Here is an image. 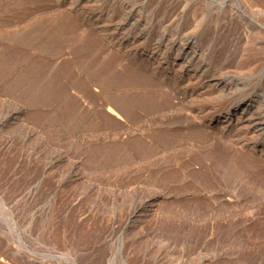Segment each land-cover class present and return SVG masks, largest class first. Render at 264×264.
Masks as SVG:
<instances>
[{"label":"rangeland","instance_id":"374dc122","mask_svg":"<svg viewBox=\"0 0 264 264\" xmlns=\"http://www.w3.org/2000/svg\"><path fill=\"white\" fill-rule=\"evenodd\" d=\"M258 3L0 0V264H264ZM214 71L254 119L214 121Z\"/></svg>","mask_w":264,"mask_h":264},{"label":"bare ground","instance_id":"6f19581e","mask_svg":"<svg viewBox=\"0 0 264 264\" xmlns=\"http://www.w3.org/2000/svg\"><path fill=\"white\" fill-rule=\"evenodd\" d=\"M119 1V0H118ZM241 3H243L245 6L247 7H250V8H254L256 7L259 3V1L261 0H257L258 2H255V0H239ZM70 2V1H69ZM75 3V1H74ZM78 3V2H77ZM82 3V2H81ZM89 3V2H88ZM109 3V2H108ZM114 3V2H113ZM258 3V4H257ZM262 3V2H261ZM69 4V3H68ZM63 7V6H62ZM88 8V7H87ZM129 9V8H128ZM124 10V9H123ZM95 11V10H94ZM111 13V12H110ZM95 17V16H94ZM94 19V18H93ZM99 20V19H98ZM133 21V20H132ZM102 22V21H101ZM126 22V21H124ZM104 24V23H102ZM106 25V24H105ZM124 26L125 25H118V27L116 28V31L113 32L114 33H117L119 31H122L124 30ZM99 27V26H98ZM107 27V26H106ZM130 28V27H129ZM108 30V29H107ZM126 30V29H125ZM125 32V31H124ZM109 33V32H107ZM120 34V33H119ZM126 34V32H125ZM128 34V33H127ZM122 35V34H121ZM138 36V34H136ZM115 36V35H114ZM124 36V35H123ZM128 36V35H126ZM111 37V36H110ZM142 35L141 36H138L136 39L133 38L132 41H129V42H126L124 39V42H121L122 46L124 47H131L134 49V47H137V42L141 41L142 39ZM112 38V37H111ZM114 38V37H113ZM129 38V37H127ZM185 39V38H184ZM195 39V38H194ZM117 41H119V39L116 38ZM121 40V39H120ZM172 40V39H171ZM198 40V39H197ZM197 40H194V41H190V42H185V43H182L178 49H177V54H176V57L174 58L173 61H171L170 63H167L165 68L168 69V70H174V69H177L176 67H178L179 69L176 70V74L177 73H180L182 76H184L185 78L186 77H189V76H192L191 75V71H193L191 69V67L193 68L194 66V63L199 60V57H200V42H198ZM122 41V40H121ZM187 41V40H186ZM113 42V41H111ZM120 42V41H119ZM116 43V41H115ZM179 43V42H178ZM114 44V42H113ZM141 45V44H140ZM115 46V45H114ZM119 46V44H118ZM170 46V45H169ZM140 47V46H139ZM120 48V47H118ZM123 48V47H122ZM169 48H172V47H169ZM127 49V48H126ZM142 49V47H141ZM131 50V49H130ZM175 51V50H174ZM160 52V51H159ZM153 53V52H152ZM174 53V52H173ZM203 53V52H202ZM158 52L155 53V56H159L157 55ZM172 54V53H171ZM169 55V54H168ZM202 55V54H201ZM207 57V56H206ZM155 58V57H154ZM165 58V57H164ZM188 58V59H187ZM163 59V58H162ZM187 59V60H186ZM201 59V58H200ZM155 60V59H154ZM182 60V61H181ZM203 60V59H202ZM168 61V60H167ZM202 62V61H201ZM200 62V64H201ZM162 66V65H161ZM196 66V64H195ZM159 67V66H158ZM206 67L205 64H201L200 66L198 67H195L194 70L195 71H201L203 70L204 68ZM209 67V65H208ZM220 68V67H219ZM205 69H208V68H205ZM218 69V68H217ZM217 69H214V70H217ZM162 70V69H161ZM164 71V69H163ZM213 71V70H212ZM219 71V70H218ZM213 72L212 74H210V76L208 75L207 77V81L205 79H201L199 77L195 78L196 82L194 83V81L192 83H194V86L195 85H198L200 86L202 89H206L207 91H209V95H212V93H215V92H218V93H224V94H227L229 95V98L222 102H220L219 106L217 107L218 109H215L217 112L216 115H214L213 119L214 121H218V122H221V123H224L223 126H224V130L223 131H231L232 129H234L237 126H239L240 124L242 123H248L250 122L251 120V117L253 116V114L255 113V109L256 107L254 108L253 107V102L255 101L254 99H247V100H242L243 99V96L241 94L239 95H234V93L238 90V85L239 83H236L235 81H233L232 77L229 76V75H226L227 77L226 78H222L221 75L219 74V72ZM207 73V72H205ZM221 73V71H220ZM224 73V72H222ZM228 73V72H227ZM197 74V73H196ZM203 74V73H202ZM226 74V73H225ZM174 75V74H173ZM199 75V74H197ZM196 75V76H197ZM224 76V75H223ZM202 77V76H201ZM194 78V77H192ZM264 78L263 75H261L258 79L259 82L262 81V79ZM189 80V79H188ZM189 82V81H188ZM191 83V84H192ZM190 84V83H189ZM241 85V84H240ZM191 87V86H190ZM199 87V88H200ZM197 88V87H195ZM259 88V87H258ZM263 88V87H262ZM261 89V88H260ZM200 90V89H199ZM258 90V89H256ZM193 91V90H192ZM243 91V90H242ZM261 93H259L258 96H255V97H258L260 95H264L262 93L263 90H260ZM257 92V91H256ZM197 94V93H196ZM190 95V93H189ZM191 95H194L193 93ZM247 95V94H246ZM249 96V95H248ZM264 97V96H263ZM262 97V98H263ZM192 98V97H191ZM209 98V97H207ZM211 98V97H210ZM245 98V97H244ZM261 98V100H262ZM195 99V98H194ZM225 99V98H224ZM246 99V98H245ZM257 102H261L260 100ZM256 102V103H257ZM263 102V101H262ZM255 103V102H254ZM259 106V104H257ZM261 105V104H260ZM260 107V106H259ZM257 107V109L259 108ZM261 110V108H259ZM259 110V111H260ZM264 110V109H262ZM207 111V110H206ZM219 111V112H218ZM257 112V111H256ZM262 112V111H260ZM215 113V111H214ZM257 114V113H256ZM254 115V116H258V115ZM261 115V114H260ZM202 116V115H201ZM259 117V116H258ZM257 117V118H258ZM253 118V117H252ZM263 118V117H262ZM223 120V121H220V120ZM254 119V118H253ZM263 120V119H262ZM255 121V120H254ZM226 123V125H225ZM255 123V122H254ZM257 123V122H256ZM254 124V126L252 128H250V130H252V132H257V131H261V127L260 125L264 122H260V123H257V124ZM249 125V124H247ZM263 125V124H262ZM241 126V125H240ZM244 127L246 128V126L244 125L242 129H244ZM250 127V126H249ZM248 130V128H247ZM246 130V131H247ZM254 130V131H253ZM236 131V130H235ZM255 134V133H254ZM263 134V133H262ZM264 136V135H262ZM258 139V138H257ZM258 143V142H257ZM251 146V145H250ZM253 147V146H252ZM254 148V147H253ZM260 152L262 151L264 153V144L261 145V150H259ZM138 219V218H137ZM140 220V219H139ZM138 225V224H137Z\"/></svg>","mask_w":264,"mask_h":264}]
</instances>
